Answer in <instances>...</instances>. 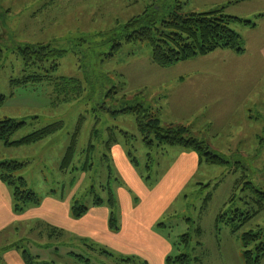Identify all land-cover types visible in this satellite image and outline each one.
Instances as JSON below:
<instances>
[{
	"label": "rangeland",
	"instance_id": "obj_1",
	"mask_svg": "<svg viewBox=\"0 0 264 264\" xmlns=\"http://www.w3.org/2000/svg\"><path fill=\"white\" fill-rule=\"evenodd\" d=\"M181 2L185 12L224 7L253 20L231 23L245 53L218 49L162 68L147 42H126L122 27L131 18L150 5L169 17L177 0H0V121L24 122L10 141L63 123L31 144L0 142V162L22 163L11 174L40 198L16 211L15 185L0 179V264H17L25 250L54 264H245L243 233L264 231V210L234 230L242 222L235 211L259 210L246 183L264 192V0ZM40 43L65 51L45 67L52 77L81 81L80 94L75 85L58 95L50 81L12 85L38 71L25 65L20 47ZM138 104L156 109L163 125L191 126L224 162L155 136L146 142L135 113L123 111ZM48 201L61 207V224L43 216ZM79 204L88 210L75 217ZM181 255L190 261L179 262Z\"/></svg>",
	"mask_w": 264,
	"mask_h": 264
},
{
	"label": "trees",
	"instance_id": "obj_2",
	"mask_svg": "<svg viewBox=\"0 0 264 264\" xmlns=\"http://www.w3.org/2000/svg\"><path fill=\"white\" fill-rule=\"evenodd\" d=\"M235 21L255 26L252 21L226 14L224 7L208 12H185L181 0H177L169 13V17H162L159 9L154 8V5H150L145 12L131 18L123 25L122 35L128 43L147 42L152 48L154 63L162 68H167L181 61L205 56L218 49H231L239 54L244 53L245 47L242 37L231 26V23ZM119 46H121L120 42L116 43L114 48ZM20 50L25 65L27 67L36 66L38 71L21 79L12 80V85L38 84L50 81L54 83V92L58 95H62L63 92L69 93L70 89H75V85L78 88L76 92L80 94L82 90L81 81L76 78L52 77L45 67L51 56L62 54L65 52L64 50H56L51 45L42 43L20 47ZM4 57V51L0 47V65ZM57 67L58 63L55 60L52 69L55 70ZM69 86L72 88H69ZM5 100L6 95L0 91V108ZM123 111L135 113L138 129L146 142L153 143L151 138L155 136L162 144L180 145L193 149L201 157L205 156L206 161L209 163L224 162V159L215 154L206 142L195 138L191 126L182 123L163 125L158 111L142 104L124 108ZM23 125L24 122H18L13 118L0 121V142L5 141L6 146L31 144L56 133L63 127L62 122H56L31 133L19 141H10L11 136ZM79 132L80 128L77 129V133L73 136L71 145L66 152L63 162L64 167H67L74 158ZM23 166L22 163L18 162H0V172L2 173L0 179L8 184L15 185L16 211H22L27 206L40 204V198L36 192L24 189V187H27L25 179L16 178L11 174ZM17 181L20 182V186L17 185ZM246 185L258 195L259 210L245 213L240 210L235 211V213L242 216V222L234 228L235 231L264 210V192L259 191L251 182H247ZM111 202L113 203V199ZM73 209L75 217H80L87 212L88 207L79 204L76 207L73 206ZM111 221L114 225V213ZM242 238L245 248V264H261L264 258V231L259 229L257 232L253 230L244 232ZM22 258L25 264H54L39 263L36 257H33L27 250L23 251ZM177 260L186 263L190 261V258L188 255H181Z\"/></svg>",
	"mask_w": 264,
	"mask_h": 264
},
{
	"label": "crops",
	"instance_id": "obj_3",
	"mask_svg": "<svg viewBox=\"0 0 264 264\" xmlns=\"http://www.w3.org/2000/svg\"><path fill=\"white\" fill-rule=\"evenodd\" d=\"M239 18H241V17H239ZM242 19H244V18H242ZM244 20H248V19H244ZM249 21H252L253 23H255L253 20H249ZM251 26H254V25H251ZM255 26H256V23H255ZM0 186H2V181L0 182ZM3 201H4V197H3L2 194H0V229L2 228L3 221H4V216L2 214V213H4V209H3L4 203H3ZM46 208H47V212H43V216L48 221H50L51 223H54L55 225L61 224V221H64V216L61 215L62 209H61L60 206H58L57 203H55L53 201H50V202L48 201L46 203ZM131 247L132 246L130 244H127V243H125V244L122 245V248H125L126 251H130V248ZM17 256H18L17 264H25V262H24V260H23V258L21 256V254L17 253Z\"/></svg>",
	"mask_w": 264,
	"mask_h": 264
},
{
	"label": "water",
	"instance_id": "obj_4",
	"mask_svg": "<svg viewBox=\"0 0 264 264\" xmlns=\"http://www.w3.org/2000/svg\"><path fill=\"white\" fill-rule=\"evenodd\" d=\"M1 26H2V25H1V23H0V31H1Z\"/></svg>",
	"mask_w": 264,
	"mask_h": 264
}]
</instances>
